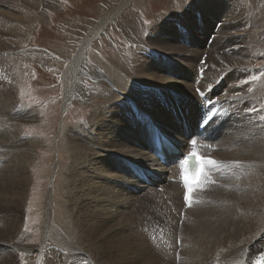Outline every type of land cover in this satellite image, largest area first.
Masks as SVG:
<instances>
[{
  "label": "bare ground",
  "instance_id": "obj_1",
  "mask_svg": "<svg viewBox=\"0 0 264 264\" xmlns=\"http://www.w3.org/2000/svg\"><path fill=\"white\" fill-rule=\"evenodd\" d=\"M22 1L23 0H15L14 2H9L8 6L17 7V10H20L19 8L22 5L25 7L33 6L36 8L35 10L37 12L39 8H46L51 5V2L48 0H42L41 2L43 3L40 4V6L32 1L27 4L25 3L26 1ZM226 1V6H222L217 9L216 5H220V2L218 0L209 1L207 3V7L209 8L206 9L207 11L201 8V5L205 3L204 0L193 5L194 7H200L198 9L199 12H206L200 20L195 19V15H191L194 25L204 24V26L199 27L198 30L201 34V38L199 39L201 42L200 45L186 46L183 44L184 38L180 35L169 37V40L167 41L162 37L163 33H165V29L160 26L159 33L154 32L157 35L156 38H154L155 36L149 37L153 38L151 48L158 50L161 54L166 53V56L164 57L166 61H160L156 58L155 60H150V62H135L130 53L127 54L126 52L125 56H120L119 58L117 57V59L111 58L105 62L107 65H104L103 67H105L107 71H105V73L103 72V76L110 80L111 84H113L116 89H113L111 87L113 85L110 86V82L105 81L106 79H104L105 89L104 93L100 95L105 94L107 96H116L118 99H116L117 101L106 109V112L103 111L102 115L100 113V109H97L92 113V119L97 121L99 119L106 118L103 122L100 121L103 125H101L99 130H95L96 133L92 137L94 142L90 143L91 140L88 141V139H86L82 134L81 136H83L86 140L83 139L82 141L81 138H79V136L76 137L75 134L71 137L73 139L72 145L70 146L71 159L74 158L75 155H79V165L78 167H71L70 172L73 175L68 176L67 178V181L71 182L72 185L75 186L74 192L68 188H64L62 190V192L65 191L66 194L64 196L67 198L65 201V224L62 223L64 224L62 226L66 231H69L71 227V231H67L69 233L67 235L68 237H64V235L60 236L50 225L52 215L49 210L52 206L53 195V182L51 179L46 197V205L48 208L45 221L44 239L50 238L54 240V244L52 245L55 246V249L52 248L53 250H49V252L46 249L47 256H44L45 253L43 252L44 255H41L42 264H68L69 262H75L76 260L78 261L77 263L80 264L81 254L85 252L78 249L81 248L78 246L82 240L80 233L85 236L87 235L86 233L91 235V232L93 231H91L92 229H89L88 226L85 228L84 220L79 217L76 212L78 206L80 207L81 204L88 205L87 196L89 195V190L94 187L92 177L96 178L95 172H99L98 175L103 176L104 179H108L111 184L118 187L117 190L109 187L103 189L105 191V197L104 200L99 203V206L103 208L105 212L107 206L116 207L117 205L120 207L126 205L129 210L139 209L140 207L134 203L136 202L135 199L127 202V195H131V197H136V195L138 197L154 196V200L158 203V205L165 204L167 206V210L156 215L158 221L163 223L164 227L159 226V223L155 221L154 223H151L152 225L155 224L157 226H155V228L152 227L151 230L149 229L151 244L147 239L146 240L152 251L154 249L160 256L167 259L170 263L205 264L203 261L200 262V259H196L194 253V251L198 248L197 245H200L202 241L205 245L212 249L211 253H218L219 255L218 260L215 263H213V261L209 264H264V203L262 201L264 199V187L262 189L259 187L261 194L259 196L262 198L261 201L263 203L262 207L256 210L255 216L253 218H249V222L246 224H243L240 220V218L244 219V217L239 218L237 217L238 213L231 214L228 210L226 212L224 207H221L222 209H209V211L201 210L198 213V218H201L200 222L197 220L196 223L191 225V228L189 226V228H186L187 223L185 220V222L182 223H186V226L181 227L179 225V223H181L180 220L182 219L181 213L184 211L187 217L189 211L196 206V193L198 191H202L208 185H213L215 182L213 172L216 163L214 165H208L207 163L204 164V173L199 184L194 186L191 203L188 205V202L184 199V186L179 182L172 181V178L181 177L180 162L176 164L174 163V159L177 157V154H175L170 160L172 163L168 161L166 163H162L156 155V137L160 136V138H162V134H164L168 140L178 144L181 151H184L185 153L199 152L205 160L208 158L215 160L219 158L217 157V154V156L215 155L217 147L223 143L228 144L227 140L229 136L234 133L242 125V123L247 124L248 121H250L246 118L247 110L255 112L256 116H258L259 113H263L264 116V71L262 73L254 72L250 70L253 69L251 66L243 63V61H247L246 57L250 56L253 52L258 51L264 54V39L259 40V44H262L259 45L255 32L259 33L260 38H262L261 36H264V34L259 31V27L253 26V30L251 29L248 33L250 39L245 43L241 40L236 41L229 37L228 34L235 33L234 29L241 28L243 25L242 23L247 22L248 19L246 17L247 11L244 10V7L240 3L233 0ZM126 2L127 1L122 2L120 8L118 7V9L111 14L109 13L110 16L108 15V17L104 18L105 21H109V19L114 17L121 10L123 5L126 4ZM33 7L30 8L32 9ZM232 7H238L242 11L240 17L237 19V22L240 25L228 27L233 23V17L230 13V9ZM1 10L2 9H0V12ZM13 10H15V8H13ZM19 13L21 14V12ZM6 14L8 16L4 17ZM41 15L42 12L39 13L38 11V15L36 16L35 14L32 20L40 17ZM225 17L229 18L223 20ZM19 24L22 26L18 27L17 25ZM31 25L32 23H30V21L25 17V12L19 15L12 11L6 12V9H3L0 14V32L4 33L1 30L9 29V31L4 34H0V264H4V262L6 264L9 257L10 259L13 257L11 261L8 260L10 262L9 264H33L31 257L32 254L36 250H42V247L40 249H36L26 242V240H28V236L24 232L25 226L22 224L23 221L20 224L12 222L8 223V220H11V217L15 215L16 211L14 210V206L18 205L19 201L26 194V190L29 187L30 175L28 174L27 168L29 163L33 160L32 150L34 148L36 149L38 140H34L32 137H23L20 135V131L18 132L19 126L33 122L34 115L29 110L23 111V107L19 108L20 103H16V100L18 99L16 95V89L18 88L16 86L17 84L8 76V73H11V76L15 75L18 79V71L20 70V72H22V69H25L23 68L25 64L22 60V54L19 51H10L7 53L6 51L16 50L17 48H15V46H3H8L7 43L11 42L5 38L6 34L9 35L14 32L18 35H29L31 32ZM152 28V30L155 31V27ZM220 29H223L222 34L219 33ZM215 31L217 34L213 35V32ZM192 36H196V32L192 31ZM208 36L213 38V42L209 46L205 42ZM261 40H263V42H261ZM86 48L87 44L84 42V45L72 59L70 65L68 64L69 68L67 70L65 69L66 79L69 78L72 69L78 68L84 58ZM182 51L192 54L191 56L193 61L196 59L195 63L201 59V56L204 53H207L206 61H203L202 63L204 64L201 65L202 70H196V73H188L185 70L177 72L175 69L176 66L171 65V63H168L167 61L172 58L175 59L178 55H183L184 53L181 54ZM186 53L184 54L185 56ZM173 72L179 73V79H189L191 84L184 85L186 88H184L182 93L185 94L178 92L177 94L171 96L170 99L163 97L162 93L167 95L166 92L159 91L157 99L160 104L165 101L163 104L164 109L159 112L151 111L148 107L144 106V103H142L137 96L139 94L142 95V92L149 89L150 86L159 87L156 84L163 86L164 91L168 90L166 89L168 87L173 88L174 83L177 81L172 80L163 74L165 73V75H167L169 73L173 78ZM77 73L73 76L76 77ZM198 73H200L201 76ZM196 78H198L199 81L196 80ZM175 85L179 84L176 83ZM69 94L70 89L67 88L66 100L69 99ZM11 97H13L12 100ZM5 109L8 110L4 111ZM175 109L179 113L182 112L187 118L182 120V127L178 125L174 117L173 113ZM108 116L109 118L107 119ZM188 121L191 123L195 122V127H191L190 125L187 127L189 124L187 123ZM201 127H203V130H201ZM251 132L255 134V139L259 138L258 136L262 133L264 135V130H253ZM188 133H190V136ZM249 136L250 140H252L253 135L249 134ZM239 147L238 149H240ZM233 151L236 152L234 148ZM241 152H249L252 155L250 159L253 161L256 160L253 156L256 154V150L252 145H250L247 150L245 149V151L241 149ZM262 155L264 156L263 153ZM262 155L261 157H263ZM98 157H104L106 159V161L104 160L106 163L102 162L103 164H101V166L96 165V167L98 166V168H96L97 171H90L89 169L81 170L84 161L92 164L97 162ZM251 160L243 164V171L249 170L257 172L258 168L264 170V161L262 163H258L260 162L258 159L256 164V161L253 162ZM106 172H111L108 178L104 174ZM146 179H148V181ZM261 181L263 180H260V182ZM258 183L259 181H256L257 187ZM101 188L102 187H99V191ZM160 189H162V191ZM224 197L226 196L224 195ZM146 200H143L141 204L144 207L143 210L149 211L153 205L151 206L144 203ZM224 200L226 201V199ZM7 204L11 207H5ZM254 204L255 203H253V206ZM71 207L74 211L76 219L74 225L72 220L73 215L70 209ZM111 213L112 212H106L105 214L110 218ZM248 217L251 216L248 215L247 218ZM177 218H180V220L177 221ZM129 221L130 220H128V223ZM145 227L147 226L145 225ZM145 227H142L141 229L144 230ZM111 230H115L112 225ZM115 233L116 232L113 231L109 235L107 232L106 235L104 234V237L96 234L92 237L95 242L91 241V243L98 248L102 246L106 248V244L110 245L118 240V236H116ZM72 238L73 243L71 244L69 241ZM179 239H181L180 247L182 248L185 246V243L187 242L186 240L189 239L188 242L190 241L189 248L186 247L188 248L187 251L185 250L186 252L182 250V254H180L179 251L181 249L178 245ZM74 243L78 247L74 246ZM139 244L141 245V243ZM152 244L162 247V250L154 247ZM91 247L94 248L93 246ZM129 247L127 248L128 250ZM203 248L204 246L201 249ZM163 250L166 254H168H162L164 252ZM171 250L173 252H171ZM114 251L111 252V255ZM140 252L141 251H139V253ZM205 252L207 255L208 252ZM158 254L153 251L151 264H157L159 262L157 260ZM22 259H24V261H22ZM146 260L147 259H145V261ZM93 262H91V264Z\"/></svg>",
  "mask_w": 264,
  "mask_h": 264
},
{
  "label": "rangeland",
  "instance_id": "obj_2",
  "mask_svg": "<svg viewBox=\"0 0 264 264\" xmlns=\"http://www.w3.org/2000/svg\"><path fill=\"white\" fill-rule=\"evenodd\" d=\"M14 1L15 0H0V9H6V12L12 11L19 15L25 12L26 19L32 23L31 32L26 36L18 35L14 32L13 34H6L5 38L11 42L7 43L8 46L3 47L15 46V48H17L16 50H8L6 52H21L22 60L25 64L23 67L25 69H22V72L19 70L17 73L18 79L15 77V75L11 76L12 74L8 73V76L14 80V82L17 84L16 86L18 87L16 89V95L18 98L16 103H20L19 108L23 107V111L29 110L34 115L33 122L19 126L18 132L20 131V135L23 137H32L34 140L38 141L36 144V149L34 148L32 150L33 160L31 163H29L27 168L28 174L30 175V181L28 180L29 187L26 190V194L19 201L18 205H16L17 207L14 206V210L16 211L15 215L11 217V220H8V223L12 222L15 224H20L23 221L22 224L26 229V231L24 229V232L28 236V240H26V242L36 249H40L42 247L41 251L36 250L32 254V262L33 264H42L41 255H44L45 253L44 256H47L46 249L48 252L49 250L55 249V246L52 245L54 244V240L50 238L44 239L45 221L48 208L46 205V197L51 179L53 182V195L51 204L52 206L50 207L49 212L53 217L51 216L50 225L55 231L58 232L60 236L64 235V237H68L67 235L69 234L68 232L71 231V227L69 231L67 230V232L62 226L65 224V201L67 200V198L64 196L66 193L65 191L62 192V190L64 188H68L74 192L75 186L72 185L71 182L67 181V178L68 176L73 175L70 172L71 167H78L79 165V155H75L74 158L71 159L70 146L72 145L73 141L71 137L75 134L76 137L79 136L82 141L83 139H88V141L91 140L90 143L94 142L92 137L96 133L95 130H99L101 125H103L102 122L106 118L99 119L98 122L97 120L92 119V113L97 109H100V113L102 115V112H106V109L116 102V99H118L116 96H107L105 94L100 95L104 93L105 89L104 79L106 78L103 76V72L105 73V71H107L106 68L103 67L104 65H107L105 62L111 58L117 59V57L119 58L120 56H125L126 52L127 54L130 53L135 62H150V60H155L156 58L160 61H166L164 58L166 53L161 54L158 50L151 48L153 38L150 37L155 36L154 38H156L157 35L154 32L159 33L160 26L165 29V33H163L162 37L167 41L169 40V37L180 35L184 38V45L198 46L201 44L199 41L201 34L198 30L199 27L204 26V24L194 25L191 15H195V19L200 20L206 12H199L198 9L200 7L193 6L195 3H199L203 0H48L51 2V5L46 8H39L38 11L39 13L42 12V15L32 20L35 14L36 16L38 15V11L36 12L35 10L36 8L33 6L25 7L22 5L24 7L21 6L19 8L20 10H17V7H9L8 3ZM31 1L39 4V6L43 3L41 2L42 0H23L22 2L27 4ZM125 1L127 2L125 5H123L121 10L114 17L109 19V21H105L104 18L108 17V15L110 16V14L118 9V7L120 8L122 2ZM204 1L205 3L201 5V8L206 10L209 9L207 7V3L214 0ZM218 1L220 2V5L214 4L216 5V9L227 5L226 0ZM233 1L240 3L244 7V10L247 11L246 17L248 21L242 23L243 25L241 28L234 29L235 33L228 34V36L236 41L241 40L245 43L250 39L248 33L251 31L253 26L259 27V31L264 34V0ZM30 7H33L34 9H31ZM13 8H15V10H13ZM2 10L0 14L2 13ZM19 12H21V14ZM230 13L233 17V23L228 27L240 25L237 22V19L242 13L241 9L238 7H232L230 9ZM6 16L8 15H4V17ZM228 18L229 17H225L223 20ZM17 26L20 27L22 25L19 24ZM152 27H155V31L152 30ZM1 31L5 33L9 31V29H3ZM192 31L196 32V36H192ZM4 33L0 32V34ZM219 33L222 34L223 29H220ZM255 33L259 44V40L264 39V36L262 35V38H260L259 33ZM215 34H217L216 31L213 32V35ZM212 39L213 38L209 36L206 38L205 42L208 46L212 44ZM84 42L87 44L84 58L79 64L78 68L72 69L69 78L66 79L65 71L69 68L72 59L84 45ZM261 42H263V40H261ZM182 53L185 54L186 52L182 51L181 54ZM184 54L178 55L175 57V59L172 58L167 62L171 63L173 66H176L175 69L177 72L185 70L188 73H196V70H202L201 65L204 64L202 63L203 61H206L207 53H204L201 56V59L199 58L200 60H198L199 62H196L197 64L195 63L196 59L193 61L191 56L192 54L186 53V56ZM246 59L247 61H243V63L248 64L253 68L250 70L258 73H262L264 71V54L256 51L251 53V55L246 57ZM27 61H30L31 63ZM75 73H77L76 77L73 76ZM163 74L164 76L177 81L176 83L179 85H175L176 83H174L173 88L168 87L167 85L168 88L166 89L168 90L164 91L163 86L156 84L159 87L150 86L149 89L142 92V95L139 94L137 96L138 99L144 103V106L148 107L153 112L163 111L164 109L163 104L165 101L161 102L160 104L157 99L159 91L166 92L167 95L162 93L163 97L170 99L171 96L177 94L178 92L182 93L184 88H186L184 85L191 84L189 79H179V73L173 72V78L169 73L167 74L168 76L165 75V73ZM196 80H198V78H196ZM105 81L110 82L108 79ZM109 84L110 86L113 85L111 82ZM111 87L116 89L114 85ZM67 88L70 89L68 100H66ZM12 98L13 97H11V100ZM155 98L157 99V102ZM7 110L8 109H5L4 111ZM173 114L178 125L181 126L182 120L186 118V116L182 112L179 113L176 109L174 110ZM108 118L109 116L107 119ZM246 118L250 121H248L247 124L242 123V125L229 136L227 140L228 144L223 143L221 144L222 146L219 145L217 147L215 155L217 154L218 156H216L219 158L215 159L216 166L214 167L213 172L215 182L213 185H208L202 191H198L196 193V206L189 211L187 217L183 211L181 213L182 219L180 220V218H177V221L180 220L181 222L179 223L181 227L186 226L187 223L186 228L188 226L191 228V225L196 223L197 220L200 222L201 218H198V213L201 210L209 211V209H222L223 207L226 209V212L228 210V212L231 214L238 213L240 216L237 214V217L239 218L244 217V219L240 218V220L243 222V224H246L249 222V218H253L255 216L256 210L262 207L264 199L262 200V203V198L259 195H261L260 189L264 187V170H261L257 167V172L249 170L243 171V164L251 160L250 158L252 155L249 152L242 153L241 149L245 151V149L247 150V148L252 145L256 150V154L253 155L256 160L251 161H256V164L258 159L260 161L258 163H262L264 161V156L262 155V153L264 154V135L262 133L260 134L261 136H258L259 138L255 139V134L251 132L253 130H264V116L263 113H259V115L256 116L255 112L247 110ZM187 123H189L187 127H189V125L191 127H195V122L191 123L188 121ZM201 130H203V127H201ZM81 134L86 139L81 136ZM188 134L190 136V133ZM249 134L253 135L252 140H250ZM237 145L238 147L240 146V149H238ZM233 148L236 152L233 151ZM261 155L263 157H261ZM104 160L106 161L104 157H98L97 162L93 161L94 163L92 164L84 161V164L82 165L83 168L81 167V170L89 169L90 171H95L98 166L106 163ZM96 165L98 166L96 167ZM90 166L94 167L92 168ZM98 173L99 172H95L96 178L92 177L94 187L89 190V195L87 196L88 205L81 204L80 207L78 206L76 212V214L84 220L85 228L88 226L89 229H92L91 231H93L91 232V235L86 233L89 236H84L80 233L82 240L78 246H80L82 249H78L85 251L84 253L82 252L83 254H81L80 261H84L82 263L80 262V264H91L93 261L94 262L92 264H151V259L153 258L151 256H153V251L158 254L154 249L152 251L148 246L150 243V230L152 227L155 228V226H157L155 224L152 225L151 223H154L155 221L159 223V226L164 227V224L158 221L156 215L167 210V206L165 204L158 205V203H156L154 200V196L138 197L136 195V197H131V195H127V202L135 199L136 202L134 203L140 208L136 210H129L126 205L123 207H120L119 205L116 207L107 206L106 212H112L109 218L106 216L104 209L99 206V203L104 200L105 197V191L103 189L109 187L111 189L117 190L118 187L114 184H111L108 179H104L103 176L98 175ZM104 174L108 178L111 172H106ZM260 180L263 181L260 182ZM256 181H259L258 187L256 186ZM99 187H102L100 191ZM160 190L162 191V189ZM224 195L226 197H224ZM224 199H226V201ZM143 200H146L144 203L147 205H153L149 211L143 210L144 207L141 204ZM253 203L257 205L254 204L253 206ZM5 207L9 208L11 206H8L7 204ZM70 209L73 215L72 220L74 225L76 221L75 214L72 207ZM23 214L25 215V218ZM247 214L251 217L247 218ZM126 219L130 220L129 223ZM185 220L186 223H182L185 222ZM111 225L115 228V230H111ZM145 225L147 227H145ZM142 227H145L144 230L141 229ZM113 231L116 232L115 234L118 236V240L116 239L117 241H115V243L110 245L106 244V248L103 246L98 248L97 246L92 245L91 241L95 242L93 240L94 238H92L93 236L97 234L98 236L104 237L107 232L110 235V233ZM188 240H186L187 242L182 248L180 247L181 239H179L178 245L181 248L179 250L180 254H182V250L186 252L189 248L190 241L188 242ZM72 241L73 238L70 239L69 242L72 244ZM139 243H141V245ZM73 245L77 246L75 243ZM152 245L156 248H162L155 244ZM201 246H204L205 250L204 248L201 249ZM206 246L207 245H205L202 241L200 245H197L198 248L196 247L197 249L194 251L196 259H200L199 261H203L205 264L212 263L213 261V263H215L219 257L218 253H211L212 249ZM128 247L129 250L127 249ZM113 251L114 253H112V255L114 258L116 257L115 259L111 255V252ZM139 251H141V255ZM165 251L162 254L167 255L168 253L166 254ZM205 251L208 252L207 255ZM171 252L173 251L171 250ZM161 257L162 256L158 254L157 260L159 262L157 264H172L164 257L161 259ZM12 258L13 257H11V259ZM11 259L9 257L6 264H9L10 262L8 260L11 261ZM145 259L147 260L145 261ZM22 261H24V259H22ZM71 262L68 264H78L77 260L75 262Z\"/></svg>",
  "mask_w": 264,
  "mask_h": 264
},
{
  "label": "snow or ice",
  "instance_id": "obj_3",
  "mask_svg": "<svg viewBox=\"0 0 264 264\" xmlns=\"http://www.w3.org/2000/svg\"><path fill=\"white\" fill-rule=\"evenodd\" d=\"M254 79H255V78H254ZM203 158H204V157H203ZM208 160L215 161L214 159H211V158H208L207 160H205V158H204L203 165H204L205 163H207L206 161H208ZM215 163H216V161H215ZM215 163H213V164H209V163H207V164H208V165H214ZM203 172H204V167H203V170H202V172H201V174H200V176H199L198 179H196V178H190V179H189V183H188V186H187V193H188V194L185 196V200H190V198H191V193H192V191H193V188H194L195 185L199 184V182H200V178H201V176L203 175Z\"/></svg>",
  "mask_w": 264,
  "mask_h": 264
},
{
  "label": "clouds",
  "instance_id": "obj_4",
  "mask_svg": "<svg viewBox=\"0 0 264 264\" xmlns=\"http://www.w3.org/2000/svg\"><path fill=\"white\" fill-rule=\"evenodd\" d=\"M197 160H198V162L200 164V167L197 168L196 172L191 177H189L187 175V173L185 172V177H184L185 179H188L189 180L190 178H196V179L199 178V176H200V174H201V172L203 170V161H204V158L203 157H198ZM207 163L213 164V163H215V161L208 160Z\"/></svg>",
  "mask_w": 264,
  "mask_h": 264
}]
</instances>
